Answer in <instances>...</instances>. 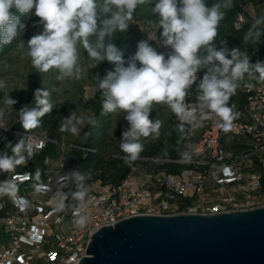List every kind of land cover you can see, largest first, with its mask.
I'll use <instances>...</instances> for the list:
<instances>
[{"label": "clouds", "instance_id": "clouds-1", "mask_svg": "<svg viewBox=\"0 0 264 264\" xmlns=\"http://www.w3.org/2000/svg\"><path fill=\"white\" fill-rule=\"evenodd\" d=\"M231 2L225 0L223 7H230ZM143 5H149L150 12L159 17L161 43L170 52L166 55L149 39H144L138 42L135 53L125 60L123 52L110 38L117 31L127 30L133 13ZM13 7L22 16L39 18L36 23L42 26L41 31L27 40L25 52L37 71L47 73L56 69L60 73L56 77L58 80L80 79L81 47L90 59V68L104 61L114 65V70L108 71L103 78L97 75L96 90L102 96L103 113H123L127 122L119 144L125 154V163L140 158L144 151L142 137L153 140L160 137L163 122L150 118L153 105L166 106L178 119L181 131L185 124L193 128L202 126L205 113L219 117L218 127L227 131L237 115L229 101L245 77L254 79L258 75L264 80V62L253 63L239 49L217 50L214 41L224 18L221 4L209 7L206 0H0V46L10 44L27 27L20 16L12 14ZM262 24L264 17L254 20L245 34L246 43L253 36L254 41L259 40ZM19 46L23 48L24 42ZM202 70L204 74L198 78ZM193 86L194 103L187 100ZM4 87L5 82L0 81V88ZM49 97L48 90L36 89L33 104L19 109V124L26 132L38 127L41 118L52 112L54 105ZM4 103L13 107L17 101L8 97ZM0 121H3L2 110ZM86 122L95 125V117H78L71 113L64 119L61 130L78 135ZM0 128H4L2 123ZM33 154V145L25 137L15 144L9 142L6 149L0 151V173L26 164ZM183 156L187 158L188 153ZM71 175L77 181L85 179L79 170ZM16 192L14 181H0V194L15 197ZM73 195L83 199L85 193L77 191ZM64 199L61 196L56 202L55 211L64 208ZM75 215L79 218L74 223L84 227L86 219L79 209Z\"/></svg>", "mask_w": 264, "mask_h": 264}, {"label": "built area", "instance_id": "built-area-1", "mask_svg": "<svg viewBox=\"0 0 264 264\" xmlns=\"http://www.w3.org/2000/svg\"><path fill=\"white\" fill-rule=\"evenodd\" d=\"M249 16L254 17L252 11ZM243 19L244 12H238L233 26L238 28ZM258 51L259 44L246 53L253 57ZM242 92V108L229 104L237 115L227 131L218 127L214 113H205L200 127L185 124L178 157L165 159L181 165L177 172H153L137 163L118 183L98 181L97 189L88 185L81 191L83 199L72 200L69 194L71 175L63 152L74 144L2 124L6 137L30 140L34 154L50 143L60 151L45 155L38 170L27 169V162L0 173V181L17 185L15 197L0 194V264H78L95 231L131 216L212 215L264 207V80ZM187 100L196 101L195 86ZM61 196L64 208L55 211ZM77 209L86 219L84 227L74 223Z\"/></svg>", "mask_w": 264, "mask_h": 264}, {"label": "trees", "instance_id": "trees-1", "mask_svg": "<svg viewBox=\"0 0 264 264\" xmlns=\"http://www.w3.org/2000/svg\"><path fill=\"white\" fill-rule=\"evenodd\" d=\"M225 0H206L207 6L211 7L214 4H221V11L224 12V18L218 26V35L215 41H219L216 45L217 50L226 48L229 52L232 49H239L241 52H248L259 44V51L256 56L250 57L251 61L255 63L257 60L264 62V24L260 26L261 36L259 40L254 41V36L249 38L248 42H245V34L251 28L254 20L258 17H264V0H232L231 6L224 8ZM154 6V5H152ZM12 14L20 16L21 22L26 24V29L29 30L31 22L29 16H22L13 7ZM240 11L244 12V19L240 23L238 28L233 26L236 18V14ZM249 11L253 12V16H249ZM136 18L146 17L153 28V34L155 38L161 42L160 29L157 26L159 17L153 15L150 12L149 5L139 6L133 13ZM42 26L39 27V33ZM24 30V31H25ZM23 31V32H24ZM22 32V33H23ZM21 33V34H22ZM36 33V34H37ZM124 32L117 31L110 38V41L114 43L122 52L128 50L129 46L122 35ZM20 34V35H21ZM20 36L14 39L10 44L0 46V61L9 53L16 41ZM94 39V38H93ZM109 38H106V40ZM247 54V53H246ZM114 69V65L104 61L98 64L94 68L96 75L103 78L108 71ZM202 74L203 70L201 71ZM44 73L37 71L35 68L30 73L28 82L24 89L25 103L24 105L31 106L34 99V91L40 89V79ZM261 79L258 75L254 79L245 77V80L240 84L236 94L230 98L229 104L234 103L237 107L242 108L244 104V95L242 88L246 85H255L259 83ZM5 100H3V94L0 92V110L3 111V119L6 118L7 110L5 109ZM91 106V115L95 117L96 124H87L84 127V133L81 136V140L73 143L74 146L64 150L65 156V168L70 173L79 170L84 174L85 179L83 181H77L71 175V183L69 187V194L72 200H75L73 194L77 191H82L88 185L94 181H99L102 185L107 183H118L130 171L132 165L140 163L145 168L153 170V172H170L175 173L181 167L178 163L166 162L165 159H175L179 155L180 145L178 137L181 134V130L176 125L169 135H164L159 140H153L149 138H141V143L144 145V151L140 154V158L132 163H125V154L120 150L119 144L108 134L110 113L104 114L102 110V96L100 92H96L95 97L89 100ZM57 119L52 118L51 113L46 114L41 118V123L38 127L28 131H41L50 126L54 127ZM12 128L24 130L19 124V119L10 124ZM52 130V129H51ZM163 130H160V133ZM87 134V138H86ZM49 137L55 138L51 131L48 134ZM3 130L0 129V147L5 150L6 145L11 142L15 144L19 137L7 136ZM5 138V139H4ZM11 154V149H7ZM60 151L54 144H48L46 148L38 154L32 155L34 161L28 162L25 166L29 170H38L41 167V161L45 155H56ZM17 168V167H16ZM82 185V187L80 186Z\"/></svg>", "mask_w": 264, "mask_h": 264}, {"label": "water", "instance_id": "water-1", "mask_svg": "<svg viewBox=\"0 0 264 264\" xmlns=\"http://www.w3.org/2000/svg\"><path fill=\"white\" fill-rule=\"evenodd\" d=\"M78 264H264V207L124 218L95 231Z\"/></svg>", "mask_w": 264, "mask_h": 264}, {"label": "rangeland", "instance_id": "rangeland-1", "mask_svg": "<svg viewBox=\"0 0 264 264\" xmlns=\"http://www.w3.org/2000/svg\"><path fill=\"white\" fill-rule=\"evenodd\" d=\"M34 12V9L32 10ZM31 27L29 30H25L12 49L7 55L0 61V81L5 82V87L0 88V92L3 94V100L11 98L17 101L16 104L6 106L7 110L6 118L3 119V125H10L19 119L18 111L24 106L25 93L24 89L28 82L30 73L34 70L31 65L30 59L25 56L27 40L39 31L41 25L36 22L39 20L35 15L29 16ZM123 39L126 40L129 48L123 52L125 60L132 56L136 49L139 41L149 39L150 43L157 48L158 51L165 52L167 55L170 49L163 47L162 43L159 42L154 34L151 23L146 17L136 18L133 16L129 22V27L125 30L122 35ZM24 42V47L21 48L20 42ZM217 45L219 41H214ZM79 66L82 69L81 78H65L64 80H58L56 77L60 75L59 71L52 69L47 73H44L40 79V89L48 90L50 93V100L54 105L51 112L52 118L57 119L54 127L42 129L47 135L49 131L52 132L53 136L64 145L73 144L81 140V136L84 133V127L88 124L87 122L80 127L78 135H74L71 132L61 130L64 119L71 113H75L78 117L92 116L91 106L89 100L95 97L96 90V73L94 68H90V59L87 56L86 51L81 47ZM114 70V69H113ZM151 119H159L163 122L162 132L159 140L164 135H169L172 129L179 124L178 119L175 115L163 105H153V109L150 113ZM127 127V122L123 118V113H110L109 127L107 129L108 134L116 141L120 143L122 130ZM52 129V130H51ZM34 159L31 157L28 162H33ZM100 183L94 181L90 184L91 188L97 189Z\"/></svg>", "mask_w": 264, "mask_h": 264}]
</instances>
